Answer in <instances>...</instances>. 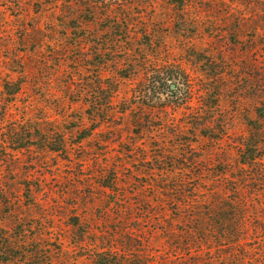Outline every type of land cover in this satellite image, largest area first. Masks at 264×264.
<instances>
[{"label": "rangeland", "instance_id": "obj_1", "mask_svg": "<svg viewBox=\"0 0 264 264\" xmlns=\"http://www.w3.org/2000/svg\"><path fill=\"white\" fill-rule=\"evenodd\" d=\"M261 116L264 0H0V264H255Z\"/></svg>", "mask_w": 264, "mask_h": 264}, {"label": "trees", "instance_id": "obj_2", "mask_svg": "<svg viewBox=\"0 0 264 264\" xmlns=\"http://www.w3.org/2000/svg\"><path fill=\"white\" fill-rule=\"evenodd\" d=\"M239 164L242 175L239 177V181L242 182V188L244 195L248 197L253 196L264 201V116H261L260 125L253 129L249 133V136L245 139L242 144V147L239 151ZM251 197V198H253ZM256 200V199H254ZM252 201L251 199H238L237 202L225 203L223 206H216L210 208L208 211L211 213V220L214 221L217 218L222 219L223 228L225 229L226 239L230 243L228 248L231 249L230 257H234L237 252L238 247H242L244 254V261H251L255 264H264V204L260 208V217L262 219V224L260 226L254 227V231L257 232V236L250 234L251 227L248 226L247 222L250 221L251 207L248 206V203ZM235 205H240V208H236ZM235 209V213L228 208ZM208 214V213H206ZM201 215V213H200ZM226 216V217H225ZM204 217L201 215L198 221L199 232L204 231L205 224ZM236 222H240V225H236ZM225 224V225H224ZM242 228L240 234H242L243 241H236L233 238V235L236 231L239 232V229ZM213 228V227H212ZM204 229V230H203ZM252 238H262L263 241L256 247H247V242ZM205 245H212V249L208 252L211 253L212 250L216 251L218 246H222V241L216 240H203ZM231 259H227L229 261ZM238 261V260H236ZM211 264H214L212 259L210 260Z\"/></svg>", "mask_w": 264, "mask_h": 264}]
</instances>
